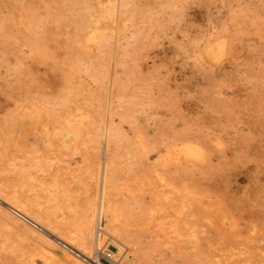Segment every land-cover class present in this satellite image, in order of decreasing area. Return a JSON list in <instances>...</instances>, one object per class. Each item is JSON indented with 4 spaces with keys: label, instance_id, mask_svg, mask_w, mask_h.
<instances>
[{
    "label": "rangeland",
    "instance_id": "rangeland-1",
    "mask_svg": "<svg viewBox=\"0 0 264 264\" xmlns=\"http://www.w3.org/2000/svg\"><path fill=\"white\" fill-rule=\"evenodd\" d=\"M123 1L0 0V197L42 226L0 202V264H89L53 234L107 140L154 263L264 264V0ZM171 148L161 186L132 182Z\"/></svg>",
    "mask_w": 264,
    "mask_h": 264
},
{
    "label": "bare ground",
    "instance_id": "bare-ground-1",
    "mask_svg": "<svg viewBox=\"0 0 264 264\" xmlns=\"http://www.w3.org/2000/svg\"><path fill=\"white\" fill-rule=\"evenodd\" d=\"M123 1V0H122ZM126 1V0H125ZM118 2V1H117ZM124 2V1H123ZM113 3H116L113 1ZM117 5V4H116ZM116 5H114L116 7ZM119 6V5H118ZM123 7V6H122ZM111 10V9H109ZM116 10V9H115ZM113 10V11H115ZM118 12V11H117ZM115 13V12H114ZM113 18L116 17V14H112ZM116 15V16H114ZM121 17V16H120ZM117 21V17L115 19ZM123 20V19H122ZM114 21V19H113ZM120 21V19H119ZM115 22V21H114ZM113 22V23H114ZM116 25V23H115ZM113 26V25H112ZM114 27V26H113ZM116 27V26H115ZM122 27V25H121ZM113 30V29H112ZM113 32V31H112ZM111 38H113V33L111 34ZM115 35V34H114ZM107 38V37H106ZM115 38V36H114ZM114 40V39H113ZM112 41V40H111ZM119 42V40H118ZM111 44V43H110ZM114 45V44H113ZM112 48V45L110 46ZM117 48V47H116ZM112 50V49H110ZM114 51V49H113ZM114 53V52H113ZM113 56V55H112ZM109 103V102H108ZM107 103V104H108ZM112 104V103H111ZM108 106V105H107ZM108 110V109H106ZM105 112V111H104ZM108 112V111H107ZM107 117V116H106ZM107 125V123H106ZM113 126V125H112ZM107 127V126H106ZM103 133V131H102ZM119 133V132H118ZM107 133H104V136ZM111 134V133H110ZM78 135V134H77ZM109 135V134H108ZM76 136V135H75ZM103 136V137H104ZM139 137V136H138ZM113 138V137H112ZM76 139V137H75ZM74 139V140H75ZM103 139V138H102ZM106 139V137H104ZM115 141V140H114ZM64 142V141H63ZM68 142V141H67ZM77 142V141H76ZM104 143V142H103ZM103 143L101 146H103ZM130 143V142H128ZM138 143V142H137ZM112 144V143H111ZM87 145V144H86ZM93 145V144H92ZM91 145V146H92ZM120 145V144H119ZM125 143L123 144V146ZM128 145V144H127ZM159 145V144H158ZM63 146V145H62ZM129 146V145H128ZM133 146V145H131ZM174 146V145H173ZM171 146V147H173ZM176 146V145H175ZM95 147V146H94ZM125 147V146H124ZM130 147V146H129ZM137 147V145H136ZM177 147V146H176ZM140 148V147H139ZM145 148V147H144ZM156 148V147H155ZM158 148V147H157ZM168 148V147H167ZM59 149V148H58ZM61 150V149H59ZM65 150V149H64ZM145 150V149H144ZM167 151V149L165 148ZM181 149L179 148H171L168 151V156H163L161 153H158L155 159L152 162L145 161L146 170L143 172L141 176L132 179V182H143L145 181V177L148 179H154L157 186L163 181V172L164 169H161L166 157L171 158L179 153ZM66 151V150H65ZM63 151V152H65ZM141 151V150H140ZM139 151V152H140ZM144 152V151H143ZM187 152V151H186ZM67 153V152H66ZM85 153V152H84ZM121 153V151H120ZM119 153V154H120ZM123 153V152H122ZM165 153V152H164ZM116 154V153H115ZM118 154V153H117ZM129 154V153H128ZM142 155V154H141ZM125 156V155H124ZM135 156V155H134ZM143 156V155H142ZM181 156V155H180ZM183 156V155H182ZM187 156L191 157V153L187 152ZM138 157V156H137ZM125 158V157H123ZM142 158V157H141ZM145 157L143 156L142 159ZM154 158V157H153ZM140 159V158H138ZM147 159V158H146ZM183 159V158H182ZM145 160V159H144ZM148 160V159H147ZM56 161V160H55ZM69 163V160H67ZM82 161V159H81ZM120 161V160H119ZM86 171L93 189V200L88 204L89 207L84 212V214L78 219L76 227L74 231L71 230H55V234H53L56 238L66 242L71 247L75 248L77 251L82 253L84 256H88L90 253V249L97 245L99 241V232L106 235L109 239V242H113L116 247V252L123 250V254L125 258L130 261H135V263H144V264H157L154 263L150 258L148 252L145 247L137 241L134 237L133 226L137 224L138 221H142L143 219H139V213L133 203L124 202V200L119 201L116 200L113 196V190L115 182H117L118 177H116V166L118 163L117 158L114 156L111 147L109 146V142L102 148H91L88 150L85 158L83 160ZM127 163V161H126ZM139 163V161H138ZM174 163V161H173ZM172 163V164H173ZM71 164V163H70ZM140 164V163H139ZM166 164V163H165ZM164 164V165H165ZM169 164V163H168ZM66 166V165H65ZM124 166V165H123ZM136 166V165H134ZM67 167V166H66ZM141 167V166H140ZM130 168V167H129ZM142 168V167H141ZM163 168V167H162ZM131 169V168H130ZM60 170V169H59ZM148 173V175H147ZM140 174V173H139ZM138 174V175H139ZM130 175V174H129ZM136 175V174H135ZM59 176V175H58ZM121 176V175H120ZM131 173V177H132ZM64 177V176H63ZM123 177V176H122ZM146 177V178H147ZM120 178V177H119ZM121 179V178H120ZM126 184L130 187V177L124 178ZM28 181V180H27ZM26 181V182H27ZM57 181V180H56ZM88 181V180H87ZM123 181V180H122ZM25 182V183H26ZM54 182V181H53ZM60 182V181H59ZM61 183V182H60ZM64 183V182H63ZM155 184V183H154ZM57 185V184H56ZM162 184H160L161 186ZM61 186V185H60ZM67 186V185H66ZM90 186V185H89ZM63 187V186H62ZM163 187V186H162ZM1 188V187H0ZM88 188V187H87ZM126 188V187H125ZM161 188V187H160ZM148 189V188H147ZM152 189V188H151ZM159 189V188H158ZM157 189V190H158ZM149 190V189H148ZM156 190V191H157ZM4 191V190H2ZM8 191V190H7ZM60 192V190H58ZM121 192V191H119ZM151 192V191H150ZM18 193V192H17ZM133 193V192H132ZM156 193V192H155ZM159 193V192H158ZM64 194V193H63ZM157 194V193H156ZM187 200L191 199L192 193L190 190L184 192ZM61 195V194H60ZM195 195V194H193ZM15 197V196H13ZM62 197V196H61ZM125 196L124 198H126ZM130 197V196H129ZM121 198V197H120ZM19 201V200H18ZM0 202H2L5 207L11 211H13L16 215H18L22 221L30 223L35 227L41 226L37 221L30 218L28 215L22 213L17 208L11 205L12 199L5 196L3 198L0 197ZM15 204V203H14ZM65 206V205H64ZM91 206V207H90ZM3 207V206H2ZM4 208V207H3ZM78 208V207H77ZM142 208V207H141ZM81 209V208H78ZM143 210V209H142ZM6 211V210H5ZM219 211V210H218ZM221 212V211H220ZM30 213V212H29ZM144 213V212H143ZM143 215V214H142ZM225 215V214H224ZM215 216V215H214ZM220 219V218H219ZM39 220V219H38ZM138 220V221H137ZM179 220V219H178ZM176 220V222L178 221ZM222 220V218H221ZM41 221V220H40ZM39 221V222H40ZM151 221V219H150ZM42 222V221H41ZM179 222V221H178ZM224 222V221H223ZM52 223V222H51ZM139 223V222H138ZM143 223V222H142ZM175 223V222H174ZM180 223V222H179ZM226 223V222H225ZM185 224V223H183ZM53 225V224H52ZM141 225V222H140ZM156 225V224H155ZM166 225V224H165ZM173 225V224H171ZM170 225V226H171ZM224 225V223H223ZM177 226V225H176ZM184 226V225H183ZM188 226V225H187ZM52 227V226H51ZM42 228V226H41ZM46 228V227H45ZM49 228V227H48ZM137 228V227H135ZM175 228V227H172ZM47 229V228H46ZM45 229V230H46ZM58 229V228H57ZM143 229V228H142ZM163 229V228H162ZM177 229V228H176ZM51 231V230H49ZM48 231V232H49ZM231 232V231H230ZM51 233V232H50ZM178 233V232H177ZM167 234V233H166ZM43 236V235H42ZM46 236V235H45ZM178 236V235H177ZM139 236L137 235V238ZM49 239V237H47ZM56 240V239H55ZM106 242L103 244V247L107 252L110 250L107 249ZM113 240V241H112ZM139 240V239H138ZM175 241V240H173ZM177 242V241H176ZM192 242V241H191ZM51 243V242H50ZM55 243V242H54ZM53 243V244H54ZM145 244V243H144ZM57 245V244H56ZM147 245V244H146ZM53 246V245H52ZM148 247V246H147ZM93 249V248H92ZM112 252V251H111ZM112 254V253H111ZM71 259V258H70ZM75 259V258H74ZM77 261V260H76ZM72 262V261H71ZM79 264V263H78ZM81 264V263H80ZM86 264V263H84Z\"/></svg>",
    "mask_w": 264,
    "mask_h": 264
},
{
    "label": "built area",
    "instance_id": "built-area-1",
    "mask_svg": "<svg viewBox=\"0 0 264 264\" xmlns=\"http://www.w3.org/2000/svg\"><path fill=\"white\" fill-rule=\"evenodd\" d=\"M83 259L89 264H134L122 262V255L107 252L103 246H96L88 256H83Z\"/></svg>",
    "mask_w": 264,
    "mask_h": 264
}]
</instances>
